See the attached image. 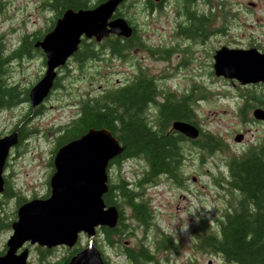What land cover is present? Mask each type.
Wrapping results in <instances>:
<instances>
[{"label": "rangeland", "instance_id": "374dc122", "mask_svg": "<svg viewBox=\"0 0 264 264\" xmlns=\"http://www.w3.org/2000/svg\"><path fill=\"white\" fill-rule=\"evenodd\" d=\"M39 1L0 0V36L6 43L0 45L2 78L10 85H17L21 92L32 87L44 74L46 67L38 55L29 57L9 54L16 48L17 37L24 30H40L43 26L44 30L47 23H50V16L43 9L46 5L36 7L35 4ZM232 1L231 5L236 8L237 2L247 3L248 0ZM123 2L121 0L117 6ZM180 2L181 0H164L160 8L151 11L147 0H129L120 10L138 28L137 39L132 47L123 50L120 55L106 54L100 60L75 64L70 62L67 68L64 65L57 72L60 86L51 91L43 102L45 106L39 112L32 109L28 99L0 109V135L13 132L12 128L17 124L28 133L22 135V141L17 147L9 150V157L3 167L6 180L4 189L0 192V249L12 234L11 223L16 219L20 204L49 195V178L54 171L52 158L58 147L57 137L63 130L59 127L69 124L78 115L80 101L98 97L108 89L130 82L139 72H144L153 78L156 92L154 102H147L141 113L148 125H156V121L162 118L159 104L168 94L174 97L189 95V102L184 98L181 102H185L192 114L193 122L190 123H195L200 134L211 133L225 146L216 148L217 146L192 144V140L203 138L200 134L195 139L188 137L187 143L180 144L181 162L176 178L162 174L155 183L142 184L134 189L140 194L138 200L147 202L152 209V224L145 227L129 220L130 207L121 204L126 219L132 225L122 233V243L134 247L142 244L157 251L156 241L166 234L172 240V248L154 252L156 264H236L226 261L220 254L200 249L197 246L198 236L202 231L209 232L208 228L215 230L222 215L233 210L237 203L238 192L230 190L225 181L226 163L233 155L241 154L264 138V122L253 116L256 108L264 107L246 101V96L264 97V85L262 82L243 85L223 76L208 74L212 64V49L222 50L224 47L220 46L226 43L230 47L234 46L221 35V31L200 45L190 44L173 36ZM244 14L248 17L246 26L240 12L234 11L229 16V32L232 34L229 39L235 44L249 43L255 49L264 50L262 10L249 6V12L245 11ZM214 38L217 42L212 43ZM167 44L176 49L177 44L194 48L193 51L189 49L185 55L189 57L185 66H181L182 53L174 51L170 55H159L155 52L154 49L166 48ZM227 54L235 55L229 52ZM28 95L29 90L27 97ZM171 121L166 125V131H174ZM18 129L17 127L14 131L17 132ZM237 136H241L239 141H235ZM111 161L108 165L110 182H115L118 177L135 182L145 175L147 169L142 157L125 159L120 168L116 161ZM6 181L13 190L10 196L4 195ZM203 219L208 222V228L200 229L197 235L198 226ZM130 231L132 234L128 235ZM87 241L88 236L81 233L78 247H84ZM94 241L107 264H131L119 251V243H107L101 228H97ZM6 248L5 245L3 252ZM34 248L35 246L28 247L29 261L36 264L38 253ZM66 249L57 247L50 253L52 257L49 259L68 255Z\"/></svg>", "mask_w": 264, "mask_h": 264}, {"label": "trees", "instance_id": "16d2710c", "mask_svg": "<svg viewBox=\"0 0 264 264\" xmlns=\"http://www.w3.org/2000/svg\"><path fill=\"white\" fill-rule=\"evenodd\" d=\"M120 48L122 47L119 45H112L113 52H119ZM2 62L0 58V109L28 99V89L21 92L17 85H10L2 78ZM154 94L155 88L151 80L140 75L121 89H108L98 97L83 99L80 101L78 115L69 124L59 127L63 130L57 137L59 147L80 137L90 128L105 127L123 148L111 162L116 161L120 168L123 161L128 158L142 157L145 160L147 169L144 176L135 182H129L123 177H118L115 182L109 181V189L103 195L104 202L107 205H116L120 214L114 228L105 226L100 228L108 244H120L119 251L131 264L150 262L156 264L154 252L170 249L173 243L165 234L156 241L157 251L142 244L138 245L139 247L123 244L121 235L132 225L126 219L121 204L130 207L129 220L145 227L152 224V209L147 202L138 200L140 194L134 189L142 184L155 183L162 174L176 178L181 162L180 144L187 143L188 138L180 133L179 136H175L172 131H166V125L173 119L193 122L192 114L185 102L177 103L172 94H168L170 98L160 108L162 115L160 124L158 127L148 125L141 113L147 102L154 98ZM184 99L189 102L190 96L186 95ZM246 99L247 102L264 105V97L246 96ZM200 135L203 138L192 140V144H202L204 147L217 146L216 148L225 146L211 133ZM226 165L225 181L230 190L238 192L237 203L233 210L222 215L215 230L207 227L206 220H201L197 235L199 230L205 227L210 231H202L199 234L197 246L202 250L220 254L226 261H233L236 264H264V138L243 150L241 154L233 155ZM11 193L13 190L6 181L4 195L10 196ZM130 234L132 231L128 233ZM93 243L95 244V241ZM78 244L72 249H67L70 251L68 255L59 258L56 264H67L69 259L83 248L78 247Z\"/></svg>", "mask_w": 264, "mask_h": 264}, {"label": "water", "instance_id": "95a60500", "mask_svg": "<svg viewBox=\"0 0 264 264\" xmlns=\"http://www.w3.org/2000/svg\"><path fill=\"white\" fill-rule=\"evenodd\" d=\"M119 2L121 0H108L93 9L66 11L36 44L46 56V69L29 89L32 108L49 95L57 69L77 50L81 35L101 39L110 33L125 37L132 34V27L124 18L107 21ZM214 68L216 76L235 79L243 85L264 83V54L255 48L219 50ZM253 116L264 120V110L256 108ZM172 128L192 139L200 134L197 126L183 120L173 121ZM240 139L241 136H237L235 141ZM17 142L16 131L0 137V192L4 189L5 161L11 146ZM122 150L117 138L105 127L90 128L80 137L59 146L52 160L54 171L49 178V195L27 200L17 208V219L11 223L12 234L4 254H0V264H28L26 243L46 248L72 247L81 233L88 236L87 245L67 264H105L93 241L97 228H114L119 220L118 207L107 205L103 195L109 189V162Z\"/></svg>", "mask_w": 264, "mask_h": 264}, {"label": "flooded vegetation", "instance_id": "af4514ba", "mask_svg": "<svg viewBox=\"0 0 264 264\" xmlns=\"http://www.w3.org/2000/svg\"><path fill=\"white\" fill-rule=\"evenodd\" d=\"M106 1L108 0H40L39 3L35 5L37 8L39 7L42 8L41 4H43L44 6L46 5V8H43V9L50 16V18L48 19L50 20V23L49 24L47 23V26L45 27L44 30H43L44 26L40 30H36V29H32L30 31L28 29H26L27 31L24 30L17 37V45L15 46L16 48H13L9 54L17 53L21 56L27 55L29 57L38 55L39 57L43 59V63L45 65L46 58H45L44 52L42 51L40 46H37L36 44L39 41H41L44 38V36L54 28L57 20L61 18L66 11L72 10L74 12H78L80 10H89V9H93L97 7L98 5ZM128 1L129 0H124L122 4L117 6V8L114 10L111 17L108 19V22H111L113 19L118 18V17H124L120 9L122 5H125ZM163 1L164 0L155 2L153 0H147V6L151 11H155L157 8H160L162 6ZM232 2H233L232 0H181L179 4V10H178V22H176L175 24V30L173 32V36H178L181 38V40L187 41L190 44L198 43L200 45V44L206 43L211 36L217 35L218 31H221V35L225 36L234 47H230L227 43L224 45H221L220 47L229 48V49H245V50H247V48L253 47V45L249 43H247L246 45H241V44H235L231 42V39H229V36H231L232 34L229 32V24H228L229 20L228 19H229V16L234 11H238L241 13L242 18L245 19L244 25L246 26L248 24V17L246 14H244V12L245 11L249 12V6H251L253 8L261 9L262 13L264 14V8H263L264 2H250V0H248L247 3L237 2L236 8L233 5H231ZM125 19L128 21L129 25L132 26L133 31L130 36L125 37L123 35L110 33L107 36L102 37L101 39H97L95 36L87 38L83 34L81 35V39L78 44L77 50L71 56H69L65 67L67 68L70 62H73L75 64L81 61L100 60L106 54L120 55L123 50L129 49L130 47H132L134 45V41L137 39L138 28L136 24L132 23L129 19L127 18ZM214 42H217L216 38L212 39V43ZM3 43L5 42L0 36V45ZM112 45H119L122 48H120L119 52H113ZM138 47H144V45H138ZM189 49L191 51L194 50L193 47L189 48L188 46H183L181 44H177V49L173 47L172 45L167 44L166 48L160 47L154 50L159 55H161L162 53H165L166 55H170L174 51H177L178 53H182L183 55L181 59L183 62L181 63V66H185L189 61V57L185 56L186 54H188ZM217 50L218 48H213L211 51L212 64H211L210 70L208 71V74L214 75V76H216L214 64H215V55L218 52ZM258 50L264 54V50H262L261 48H259ZM6 58H9V56L6 55ZM186 58H187V61H184L186 60ZM140 75H142L144 78L150 79L153 84L154 82L153 78L148 77V74L144 72H139L134 77V79H132L130 82L123 83L119 87H116L115 89H121L127 86ZM56 86H60L59 81H57V77L54 81L53 87L50 90V93ZM155 94H154V98L151 100L150 103L154 102V99H156ZM166 98L168 99L169 97L167 96L164 98V101H160L161 102L159 104L160 108L162 105H164L165 101L167 100ZM173 98L176 99L177 103H180L183 100L182 98L184 97H178V96L174 97L173 96ZM28 100H30L29 96H28ZM43 106H45L44 103L41 104L40 107L38 106L37 108H33V110L36 112H39ZM262 106L264 107V105ZM160 108H159V113H160ZM161 119L162 118L158 119L156 121V125H153V126L158 127ZM175 120H178V119H175ZM17 127L19 128L17 130L18 143L12 146L11 147L12 149L17 147L18 144H20V142L22 141L21 139H22L23 134L24 135L28 134L23 127H20V124L14 125L12 130ZM171 131L173 132V135L179 136V133L176 132L175 130H174L175 132L173 130ZM4 177L5 176L3 174V178ZM5 180L6 179H4V181ZM77 243L73 247H71V249L77 246ZM5 245L6 243L4 244V246ZM4 246L2 247V249H0V254H4L5 252V251L3 252ZM32 246H35L34 249H36L38 253V262L36 264H56L59 258L55 257L53 259H49V257H52L50 253L53 252L54 249H57V247H60L62 249H65V248L70 249L69 247L64 246V245L55 246L52 248H46L43 246L28 244L27 247H32ZM19 251L20 250H18V252ZM29 252H28V256H29ZM67 252H70V251L68 250ZM28 264H33V263L28 260Z\"/></svg>", "mask_w": 264, "mask_h": 264}, {"label": "bare ground", "instance_id": "6f19581e", "mask_svg": "<svg viewBox=\"0 0 264 264\" xmlns=\"http://www.w3.org/2000/svg\"><path fill=\"white\" fill-rule=\"evenodd\" d=\"M17 143H18V142H17ZM17 143H16V144H17ZM14 145H15V144H14ZM14 145H12V146H14ZM12 146H11V147H12ZM108 176H109V174H108ZM108 181H109V178H108ZM45 197H46V196H45ZM36 198H38V197H36ZM39 198H40V197H39ZM119 214H120V213H119ZM16 219H17V214H16ZM105 227H106V226H105ZM82 234H84V233H82ZM64 246H65V245H64ZM72 247H73V246H72ZM84 247H85V246H84ZM84 247H83V248H84ZM69 248H71V247H69ZM28 257H29V256H28ZM28 260H29V259H27V261H28Z\"/></svg>", "mask_w": 264, "mask_h": 264}]
</instances>
